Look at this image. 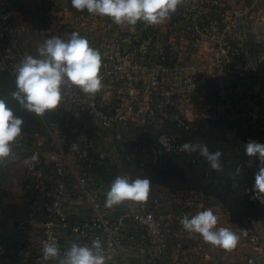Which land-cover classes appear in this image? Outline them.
<instances>
[{"label":"rangeland","instance_id":"obj_1","mask_svg":"<svg viewBox=\"0 0 264 264\" xmlns=\"http://www.w3.org/2000/svg\"><path fill=\"white\" fill-rule=\"evenodd\" d=\"M252 1L182 0L163 24L149 26L138 22L121 27L108 17L92 15L87 10L74 12L68 0H0L1 10L10 12L14 22L13 34L0 31V66L17 69L26 55L40 58L38 46L53 35L69 39L72 32H78L86 38L101 54L102 85H108L95 94L74 88L80 98L95 100V106L116 118V132L121 135L117 143L124 141L128 148L127 157L121 150L117 155L123 170L134 178H145L137 161L150 162L154 157L151 151L157 159L156 149L164 156L165 147L174 146L176 141L171 137L180 134L174 121L177 117L189 121L229 117L256 134V142L264 139V29L263 34L257 33L258 9L253 8L256 14L249 18L252 11L246 6H252ZM157 28L173 35L160 45L169 46L168 51L162 47L150 49V41L157 40L153 35ZM140 36L151 39L145 42L143 53L136 50ZM202 39L213 41L212 46L217 41V49L210 52V45H206V54L199 57L197 44ZM104 62L110 67L120 64L123 70L104 77ZM210 79L215 81L208 82ZM214 85L219 86L216 92ZM205 95L211 100H206ZM151 107L152 114L148 115ZM53 124L59 130L57 140L52 136ZM36 125L39 134L31 136L32 144L28 142L30 136L23 134L13 145L11 155L0 159V264H33L36 239H28L32 238L29 223L41 213L54 189L56 162L45 164V160L60 153L59 133L66 131L82 139L93 152L110 153L113 144L98 134L99 122L90 119L88 106L74 99L46 112L42 123ZM158 132L162 133L159 139L149 146L144 135L154 137ZM35 152L39 153V161L33 163ZM109 156L106 167L112 172L117 163L112 153ZM17 173L21 178L16 177L15 186L9 187L8 176ZM151 190L186 198L196 194L168 188ZM168 205L174 214L184 210L173 199ZM26 248L29 253L24 252Z\"/></svg>","mask_w":264,"mask_h":264},{"label":"built area","instance_id":"obj_2","mask_svg":"<svg viewBox=\"0 0 264 264\" xmlns=\"http://www.w3.org/2000/svg\"><path fill=\"white\" fill-rule=\"evenodd\" d=\"M14 22L10 12L1 10L0 2V31L2 34H13ZM146 43L139 44L137 52L146 51ZM162 53V52H161ZM0 68L12 73L14 67L6 65ZM123 70V66L115 64L110 67L108 62L103 63L102 74L110 78ZM62 103L74 99L80 105H87L90 119L99 122V129L113 136L117 140L121 135L117 133L116 118L108 114L104 109H99L94 101L89 98H80L74 86L66 85ZM246 90H249L246 87ZM67 95V96H66ZM106 102V98L103 97ZM106 104V103H105ZM152 107L148 115L152 114ZM150 117V116H149ZM122 118H120L121 120ZM179 128L186 125L184 118L177 117L174 120ZM52 136L57 140L58 128L52 125ZM62 152L75 159L77 172L71 171L69 162L60 160L55 163V185L52 193L41 209L40 232L36 241V255L32 259L33 264H59L72 244L80 246H92L93 240L101 242V249L106 259V264H160L168 262L175 249H182V241L186 237V231L180 224V220L188 215L193 216L192 211L186 207L183 211L173 214L169 219L163 212L169 202L167 195L150 191L145 202H124L121 209L105 206L106 193L110 184L98 176L99 166L104 165L110 153L116 158L119 172L117 176H125L130 181L135 178L123 170L121 160L118 159L121 150L127 157V146L123 143H114L108 152H93L85 145L82 139L66 132L59 133ZM176 143L174 146L165 147V153H180L178 136H172ZM159 156L162 151L156 149ZM117 153V154H116ZM33 163L39 161V153L35 152L31 157ZM259 222L250 221L246 228L249 231L250 243L259 246L262 242L261 235L257 231ZM175 230L176 241L172 242V233ZM48 240L55 242L60 250L59 255L48 261L42 257V243ZM175 246V247H174ZM248 264H255L253 259H247ZM179 264V263H174ZM232 264H241L233 262Z\"/></svg>","mask_w":264,"mask_h":264},{"label":"clouds","instance_id":"obj_3","mask_svg":"<svg viewBox=\"0 0 264 264\" xmlns=\"http://www.w3.org/2000/svg\"><path fill=\"white\" fill-rule=\"evenodd\" d=\"M182 0H71L79 12L108 17L117 26H135L143 22L149 26L165 23L175 13ZM40 58L26 55L16 69V87L13 98L21 106L37 116L55 110L64 97L62 88L66 85L78 88L84 94H95L102 88L100 69L102 57L98 50L78 32H72L69 39L50 36L38 46ZM23 119L16 116L3 99H0V159L9 157L13 145L22 136ZM180 151L196 153L204 157L210 168L223 170L222 153L210 152L207 145L199 142H185ZM245 155L257 157L260 167L254 174L252 198L264 204V144L249 140L244 146ZM151 191V180L137 177L129 180L116 176L106 193L105 206L112 208L124 202H145ZM180 224L189 233L199 234L203 241L225 250L234 249L240 237L227 227L217 228L218 217L208 208L189 218L185 215ZM55 242L42 243V257L45 261L59 255ZM101 242L93 240L92 246L72 244L59 264H106L101 254Z\"/></svg>","mask_w":264,"mask_h":264},{"label":"trees","instance_id":"obj_4","mask_svg":"<svg viewBox=\"0 0 264 264\" xmlns=\"http://www.w3.org/2000/svg\"><path fill=\"white\" fill-rule=\"evenodd\" d=\"M68 1L69 6L75 12L76 9L72 7L71 0ZM160 32V28L155 29L154 33L158 34L157 40L140 36L138 44L151 40L150 49L156 50V48L162 47L167 48L168 51L169 46H160L166 43L164 34H160ZM16 75L15 70L11 73L7 69L0 68V99L5 101L16 116L25 117L22 135L30 136V139L27 137L30 145L33 143V135L39 134L38 129L36 130L35 127L36 124L42 123L43 116H37L25 110L19 101L13 98L12 94L17 91ZM214 81L215 79L208 80V82ZM261 86L264 88V84ZM214 87L216 92L219 86L214 85ZM215 92L214 94H216ZM205 97L206 100H211L207 95ZM210 102L217 104V102ZM185 122V126L178 127L180 129V134L177 135L179 145L185 142H199L206 144L210 152L220 151L222 153L221 164L223 170L220 172L212 170L208 161L199 152L187 153L180 151L178 156L175 153H165L163 157L159 156L156 159L153 151H151V155L155 158L152 157L150 162L137 161V163H141L140 170L151 180V187L163 186L172 192L179 190L193 191L208 200L213 199L220 203L223 210L240 228H248L251 220L264 222V204L252 198L254 174L261 165L257 157H248L244 151L245 144L250 139L255 141L256 134L243 129L239 121L229 117L217 119L203 117L194 121L185 119ZM261 133L264 134V130ZM161 134V132H158L154 137L146 134L144 137L150 146L159 139ZM116 136V134L113 136L114 143L118 142ZM257 142L264 144V139ZM123 143L125 142L123 141ZM157 154L159 155L158 152ZM125 162L127 163L126 160ZM106 164L99 166L98 176L111 185L119 169L117 167L110 172ZM114 208L121 209V205H116Z\"/></svg>","mask_w":264,"mask_h":264},{"label":"crops","instance_id":"obj_5","mask_svg":"<svg viewBox=\"0 0 264 264\" xmlns=\"http://www.w3.org/2000/svg\"><path fill=\"white\" fill-rule=\"evenodd\" d=\"M252 6H246L247 9H249V12L251 15L249 16L250 19H252L253 16H255L256 12L253 11V8L258 9V19L255 21V25L258 26L257 33H262V29H264V0H253L251 2ZM263 11V12H262ZM253 25V24H252ZM160 34H164L165 40L169 41L173 35L169 31H164L163 29H160ZM255 34V33H254ZM157 37L158 34H154ZM167 36V37H166ZM207 39V38H206ZM213 41L207 42L205 39H202L197 44V51L199 53V57H201L203 54H206L204 51L208 48H206V45H210L209 51H214L217 49V41L214 46H212ZM204 65V64H202ZM108 85V84H103ZM107 87V86H106ZM189 120V119H188ZM98 134L107 141L113 142L112 135L107 134L106 132H103L102 130L98 131ZM112 146V145H111ZM111 148V147H110ZM60 153L56 154V156H51L49 159L45 160V164H49L52 160L55 162H60V160H65L69 162V166L71 168V171L77 172V165L75 163V159L71 157L70 155H67L66 153L62 152V148L59 149ZM110 150V149H109ZM19 176V177H18ZM16 177L21 178L20 173L15 174L14 176H8L7 178V185L9 187L15 186ZM155 190L159 189H166L163 186H154ZM165 195H167V198L170 200H174L178 204V208H186L190 207L193 215H195L199 211H203L205 209H212L213 213L218 217V224L217 228L220 227H227L230 228L232 231H234L239 237V241L237 246L232 250H225L223 248H220L218 246H213L209 243H206L203 241L202 237L199 234L196 233H189L186 231V237L181 242L182 243V249H175L173 252L170 260L168 262L160 263V264H232L233 262H239L241 264H248L247 259H253L255 264H264V222H259L257 225V231L261 235L262 242L259 246H255L250 243L249 240V231L246 228H240L237 224H235L230 216L223 210L220 203L213 199H206L200 194H194L190 198H186L184 195H175L168 192H165ZM169 203V202H168ZM164 216L168 217L169 219L173 216L174 211L170 210V207L168 204H166L164 212ZM40 216L39 213L38 216H36L35 219H32L29 223V227L31 229V232L29 233L32 238L30 241H36L39 237L40 232ZM0 224L1 220H0ZM36 237V238H35ZM177 236L175 235V230L172 233V242L176 241ZM28 248H30V243H28ZM175 247V246H174ZM28 248L24 250V252H28ZM17 250V249H15ZM13 252V250H11ZM17 253V252H16ZM139 263V262H138ZM137 263V264H138Z\"/></svg>","mask_w":264,"mask_h":264}]
</instances>
